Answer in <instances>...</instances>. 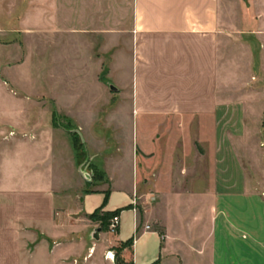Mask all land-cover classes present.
<instances>
[{
	"label": "crops",
	"instance_id": "crops-1",
	"mask_svg": "<svg viewBox=\"0 0 264 264\" xmlns=\"http://www.w3.org/2000/svg\"><path fill=\"white\" fill-rule=\"evenodd\" d=\"M87 2L59 1L60 31L76 37L65 83L90 75L118 102L64 94L76 108L61 111L84 138L76 150L75 132L54 127L49 109L34 104L28 115L43 118L25 126L14 95L0 92V264H116L91 242L97 209L119 212L115 240L133 239L129 264H264V195L241 159L263 128L264 0H133L130 59L114 55L103 83L84 52L83 37L99 33L84 26ZM51 3L28 0L29 25L49 19ZM4 30L1 85L14 82L19 42L4 49ZM34 35L51 31L30 26ZM89 159L92 181L79 171Z\"/></svg>",
	"mask_w": 264,
	"mask_h": 264
},
{
	"label": "rangeland",
	"instance_id": "rangeland-1",
	"mask_svg": "<svg viewBox=\"0 0 264 264\" xmlns=\"http://www.w3.org/2000/svg\"><path fill=\"white\" fill-rule=\"evenodd\" d=\"M51 1L52 10L48 16L49 19L45 21L36 19L35 24L29 25L27 12L28 0H0V27L5 29L1 34L3 35L2 44L4 45V49L9 48V41L12 39L19 40V42H16L17 45L14 46V49H17L16 53L18 56L15 57L17 59H14L15 61L11 63L13 64L11 71L14 75V82L13 84H0V92H8L14 95L21 113L18 116L19 123L25 126L28 122H31V118L37 122H39L40 117L43 118V116L34 117L28 115V109L35 104V107L41 113H45L44 111L49 109L52 116L51 124L54 127L65 125L74 128L77 126L75 119L64 115L63 111H61V102L63 104L69 103V108H76V101L74 99L66 100L64 96L66 92H95L98 95H102L103 91L112 93L111 95L115 97V100H111L108 105L107 101H104L105 104H102L101 101L99 106L103 108L116 104L118 102V95L106 87L97 86V84L92 83L90 75L86 77L84 84H76L74 78L72 79V83H65V53L68 49L75 52L76 37H66L61 33L60 30L64 26V21L59 12L60 0ZM90 8L92 9V15L88 14L91 10ZM86 9L87 14H85L84 19L85 28L94 26L96 29L99 28V33H94L93 35L88 34L83 37L84 52L86 55L88 54V56L94 57V61L98 65L97 69H99L98 81L103 83L104 77H107L109 64L112 62L114 55H116V62L118 63L126 61L127 64L130 59L131 30L133 28V0H89L85 4ZM71 20V18H68L69 22ZM30 26L49 28L51 35L28 36V28ZM11 28L18 29L19 32H7ZM86 66L90 68L91 63L89 62ZM32 74H34V77ZM32 100L35 101L33 102ZM83 102L90 105L92 101L91 99H85ZM263 124L261 132L254 134V137H248V141L253 146L242 149L241 159L243 160L251 183L259 187L264 195ZM97 128L100 130L104 129L103 120L97 123ZM71 137L74 140L75 149H82L84 143L81 142L79 135L72 134ZM83 157L85 159V154ZM89 162H91L90 159L85 162V167L91 172L93 165L92 163L89 164ZM155 199L156 197H151L150 200L155 201ZM100 228L101 230L91 238V242L102 243L105 247V252L112 251L116 264H129L122 256V253L125 248L128 249V253L130 245H123L116 242L115 234L109 232V226L107 229H104L102 226ZM78 246V250H81L83 243L81 242Z\"/></svg>",
	"mask_w": 264,
	"mask_h": 264
},
{
	"label": "trees",
	"instance_id": "trees-1",
	"mask_svg": "<svg viewBox=\"0 0 264 264\" xmlns=\"http://www.w3.org/2000/svg\"><path fill=\"white\" fill-rule=\"evenodd\" d=\"M65 126V125H63ZM264 126V124H263ZM66 128L71 129L72 127H67ZM76 135H78L76 132L74 133ZM116 213H119L118 211L115 212H101V209H97L96 211H94L91 215L90 218L94 219V220H100L101 221V226L104 229H107L109 226V221L110 219L113 217V215H115ZM133 243V239L128 240V242H126L123 245H131Z\"/></svg>",
	"mask_w": 264,
	"mask_h": 264
},
{
	"label": "water",
	"instance_id": "water-1",
	"mask_svg": "<svg viewBox=\"0 0 264 264\" xmlns=\"http://www.w3.org/2000/svg\"><path fill=\"white\" fill-rule=\"evenodd\" d=\"M113 87V86H112ZM70 131L72 132H76L78 133L80 136H81V139L84 141V138L82 136V133L79 129L77 128H73V129H70ZM79 171L82 175V177L86 180V181H92V173L90 171L87 170V168L85 167V163H83L80 168H79ZM101 230V228H97L96 229V233L99 232Z\"/></svg>",
	"mask_w": 264,
	"mask_h": 264
},
{
	"label": "built area",
	"instance_id": "built-area-1",
	"mask_svg": "<svg viewBox=\"0 0 264 264\" xmlns=\"http://www.w3.org/2000/svg\"><path fill=\"white\" fill-rule=\"evenodd\" d=\"M136 202L137 201L135 200L134 203L136 204ZM119 224H120V214L116 213L115 215H113V217L109 221V231L112 233H116L119 227ZM146 228H149V225H147ZM108 257L114 260V254L110 255V253H108Z\"/></svg>",
	"mask_w": 264,
	"mask_h": 264
}]
</instances>
